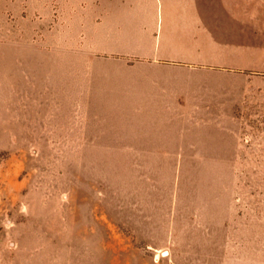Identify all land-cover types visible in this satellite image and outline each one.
Returning <instances> with one entry per match:
<instances>
[{"label": "rangeland", "instance_id": "rangeland-1", "mask_svg": "<svg viewBox=\"0 0 264 264\" xmlns=\"http://www.w3.org/2000/svg\"><path fill=\"white\" fill-rule=\"evenodd\" d=\"M111 7L0 0V264H264V113L123 147L155 143L94 101L114 55L88 25ZM253 73L210 79L239 100Z\"/></svg>", "mask_w": 264, "mask_h": 264}, {"label": "crops", "instance_id": "crops-1", "mask_svg": "<svg viewBox=\"0 0 264 264\" xmlns=\"http://www.w3.org/2000/svg\"><path fill=\"white\" fill-rule=\"evenodd\" d=\"M88 3L114 6L88 25L96 51L114 55L94 88L100 115L139 125L133 138L155 143L123 147H173L167 143L182 139L187 127L204 125L222 107L233 111L238 102L264 113V0ZM233 70L254 72L239 100L218 77L210 79Z\"/></svg>", "mask_w": 264, "mask_h": 264}]
</instances>
